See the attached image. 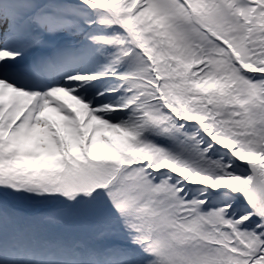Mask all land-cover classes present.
Segmentation results:
<instances>
[{
	"label": "snow or ice",
	"instance_id": "6c2138e0",
	"mask_svg": "<svg viewBox=\"0 0 264 264\" xmlns=\"http://www.w3.org/2000/svg\"><path fill=\"white\" fill-rule=\"evenodd\" d=\"M0 264H264V0H0Z\"/></svg>",
	"mask_w": 264,
	"mask_h": 264
}]
</instances>
